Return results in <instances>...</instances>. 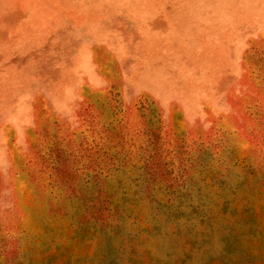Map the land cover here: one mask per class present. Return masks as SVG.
<instances>
[{
	"label": "rangeland",
	"instance_id": "rangeland-1",
	"mask_svg": "<svg viewBox=\"0 0 264 264\" xmlns=\"http://www.w3.org/2000/svg\"><path fill=\"white\" fill-rule=\"evenodd\" d=\"M0 264H264V0H0Z\"/></svg>",
	"mask_w": 264,
	"mask_h": 264
}]
</instances>
